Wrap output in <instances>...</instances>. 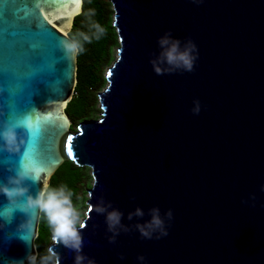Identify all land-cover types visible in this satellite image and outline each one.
Listing matches in <instances>:
<instances>
[{"label": "water", "instance_id": "water-1", "mask_svg": "<svg viewBox=\"0 0 264 264\" xmlns=\"http://www.w3.org/2000/svg\"><path fill=\"white\" fill-rule=\"evenodd\" d=\"M83 1L0 0V124L20 142L0 150V182L28 164L41 173L25 181L35 195L65 161L91 169L77 227L95 264H264V0H109L117 56L99 118L71 131L76 55L62 41ZM166 33L195 44L191 72L165 71L162 59L154 70ZM98 203L120 211L124 227L108 231ZM137 208L143 215L129 219ZM152 208L167 235L137 230ZM39 216L32 233L15 232L22 214L5 217L0 264L37 254ZM49 247L73 264L72 250Z\"/></svg>", "mask_w": 264, "mask_h": 264}, {"label": "clouds", "instance_id": "clouds-1", "mask_svg": "<svg viewBox=\"0 0 264 264\" xmlns=\"http://www.w3.org/2000/svg\"><path fill=\"white\" fill-rule=\"evenodd\" d=\"M194 2L199 3L200 0H194ZM92 27L95 29L93 35L98 39L104 29L100 24L96 23ZM79 35L84 41L90 39L86 34L80 33ZM157 42L161 46V52L159 57L152 61L157 74L161 72V68L157 63L161 59L171 66L165 71L182 69L191 72L193 70L196 60V46L191 40H188L182 48L178 38L166 33L158 37ZM62 47L70 57H74L83 51L82 44L77 39L62 41ZM194 105L192 111L194 114H198L199 101H194ZM19 144L16 127L7 123L0 124V150L14 153L18 151ZM40 177L41 173L35 167L21 163L19 167L14 169L12 175L7 176L3 182H0V195L5 198L4 205L6 206L0 209V229H5V223L3 222L5 217L18 212L25 218L15 225V232L32 233L33 221L36 215L43 213L51 230L53 242H58L74 252L73 264H95L94 259L88 258L81 251L82 234L77 227V223L80 221V212L72 202L71 190L65 185L50 187L47 183H44L33 195L29 192L25 181L41 182ZM91 208L92 205H89V210ZM9 209H11V212ZM95 211L104 214L108 231L115 234L118 226L124 227L120 222L122 215L120 211L116 209L108 210V207L102 203H98L95 206ZM133 214L141 216L143 212L137 208L134 213H129V219ZM165 215L170 218L171 210H168ZM83 226V223H80L79 227ZM136 228L145 238H151L153 231H159L161 236L167 235V229L164 227V220L160 216L158 208H152L149 221L145 224H137ZM5 234L8 235L7 232ZM109 239L111 240L112 237ZM138 259L143 260L144 258L139 256ZM59 260L60 257L54 251V248L49 247L46 254L39 257L34 252H27L23 259L16 261V264H59Z\"/></svg>", "mask_w": 264, "mask_h": 264}, {"label": "trees", "instance_id": "trees-1", "mask_svg": "<svg viewBox=\"0 0 264 264\" xmlns=\"http://www.w3.org/2000/svg\"><path fill=\"white\" fill-rule=\"evenodd\" d=\"M108 7L109 4L106 3V0H84L81 13L74 17L72 27L67 33L68 38L80 40L83 47V51L76 55L77 69L74 94L65 108V113L71 121V131L75 130L76 121L90 120L99 111L95 108L96 97L106 83L102 76V70L113 62L110 50L117 45V36L110 22L111 12ZM94 23L100 24L104 29L98 39L93 35L95 29L92 25ZM80 33L88 35L90 39L88 41L82 40ZM65 163H68L72 169L79 168L70 161L63 162V164ZM60 185H65L73 194V184L59 176L57 169L51 176L49 186L57 187ZM72 202L76 206L77 202L73 195ZM50 237L51 230L43 213H40L37 237L34 240L38 257L46 254Z\"/></svg>", "mask_w": 264, "mask_h": 264}, {"label": "rangeland", "instance_id": "rangeland-1", "mask_svg": "<svg viewBox=\"0 0 264 264\" xmlns=\"http://www.w3.org/2000/svg\"><path fill=\"white\" fill-rule=\"evenodd\" d=\"M106 3L109 4L108 10L111 12L110 22L112 25V23H113V10H112V8L113 7L111 6L109 0H106ZM114 31H115V29H114ZM117 47H118V42H117V45L113 46L110 50V56H111L113 61H115V58L117 56ZM111 64H112V62L110 63V65H107L103 68V70H102V76L103 77L105 76L106 71L111 66ZM103 88L101 89V91H103ZM101 91H99V93ZM96 98H97V100H96L97 103H96L95 108L99 110L98 96ZM99 114H100V111L95 113L94 118H92L90 120H97L99 118ZM79 122H81V121L75 122V127ZM58 174H59V176H62L65 180L70 181V183L73 184V194L72 195L75 197V201L77 202L76 207H79L78 210L80 212V221H78V223H77V225H79L80 222L82 221V219L85 217V212H86L87 206H88L86 204V201L88 199V192L86 190L91 188L92 182H93V178L91 176V169H89L88 167H79L78 169H76V168L72 169V167L68 163H65V164H62L60 166V168H58ZM52 243H53V240L51 238L49 245L46 247V251Z\"/></svg>", "mask_w": 264, "mask_h": 264}]
</instances>
